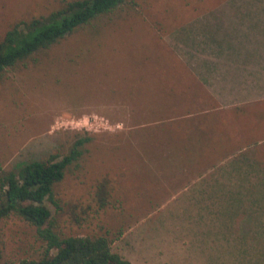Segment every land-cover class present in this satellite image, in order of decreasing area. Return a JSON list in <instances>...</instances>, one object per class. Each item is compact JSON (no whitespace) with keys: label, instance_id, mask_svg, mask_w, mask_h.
I'll return each mask as SVG.
<instances>
[{"label":"rangeland","instance_id":"374dc122","mask_svg":"<svg viewBox=\"0 0 264 264\" xmlns=\"http://www.w3.org/2000/svg\"><path fill=\"white\" fill-rule=\"evenodd\" d=\"M67 1L73 0H0V40L16 23L47 16ZM196 5L125 0L0 76V174L62 157L77 140L90 139L54 185L57 204L46 201L62 237L105 235L131 264H195L191 178L173 179L183 160L163 158L162 135L133 145L130 111L138 108L130 98L140 109L148 98L153 106L186 101L185 92L169 86L178 70L167 33L177 31L185 12L202 8ZM36 229L16 213L0 220L2 264L43 256ZM233 243L225 257L203 256L197 264L256 263L257 257L238 254L240 241ZM249 244L251 253L263 245Z\"/></svg>","mask_w":264,"mask_h":264},{"label":"crops","instance_id":"0c3cea01","mask_svg":"<svg viewBox=\"0 0 264 264\" xmlns=\"http://www.w3.org/2000/svg\"><path fill=\"white\" fill-rule=\"evenodd\" d=\"M196 3L202 8L185 12L177 31L167 33L170 62L178 70L169 86L187 99L153 106L148 98L140 109L132 96L130 105L138 110L130 111L137 135L131 142L149 144L162 135L168 153L163 158L183 160L173 179L191 178L194 187L195 264L203 256L225 257L234 240L240 241L238 254L257 257L259 264L264 261V0ZM250 241L262 242V248L251 253Z\"/></svg>","mask_w":264,"mask_h":264},{"label":"trees","instance_id":"16d2710c","mask_svg":"<svg viewBox=\"0 0 264 264\" xmlns=\"http://www.w3.org/2000/svg\"><path fill=\"white\" fill-rule=\"evenodd\" d=\"M124 2L125 0L67 1L47 16L16 23L0 40V76ZM88 142L89 138L79 139L67 155H52L50 161L27 163L17 170L0 174V220L16 213L35 226L37 235L45 242L41 258L25 260L20 264H131L111 250L110 240L105 235L95 238H65L59 235L52 221V211L46 204L48 200L56 203L54 185L64 179L69 166L79 161Z\"/></svg>","mask_w":264,"mask_h":264}]
</instances>
